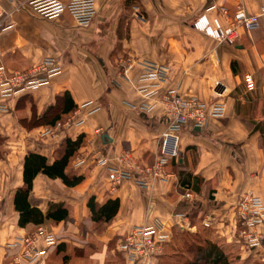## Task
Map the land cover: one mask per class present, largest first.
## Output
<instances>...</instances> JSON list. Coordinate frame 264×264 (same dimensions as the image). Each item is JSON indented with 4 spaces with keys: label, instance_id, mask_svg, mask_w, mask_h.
<instances>
[{
    "label": "crops",
    "instance_id": "crops-1",
    "mask_svg": "<svg viewBox=\"0 0 264 264\" xmlns=\"http://www.w3.org/2000/svg\"><path fill=\"white\" fill-rule=\"evenodd\" d=\"M28 1L0 0V26L7 28L0 30V66L8 74L24 73L51 57L62 73L36 92L10 98L7 111H0V136H5L0 159V264H26L18 261L23 249L12 244L38 227L55 235L58 244L48 247L39 242L38 248L47 254L35 264H132L120 246L133 228L156 220L165 223L170 236L163 254L152 263L162 264L165 258L175 259L170 250L175 232L181 230L177 224L182 218L177 216L186 218L192 234L210 230L207 239L218 244L230 263L235 257L245 264L257 259L264 263V247L253 251L244 247L237 214L239 198L245 194L264 203V16L257 31H243L234 46H222L193 28L209 0H97V16L86 29L79 28L69 14L54 21L42 19ZM215 3L231 14L242 5L250 14L260 15L264 6V0ZM135 7L146 22L136 18ZM122 57L168 64L170 88L198 95L207 103L227 104L224 118L210 120L202 130H183L179 165L171 161L166 168L171 177L154 181L148 189L133 181L113 189L108 170L96 163L101 155L116 167L128 154L143 166L153 165L168 124L161 111L145 113L131 107L143 101L131 84H114ZM139 73L135 69L133 78ZM247 74L256 83L251 92L244 82ZM66 92L75 110L93 102L100 111L87 117L82 127L42 138L44 127L36 119ZM104 134L108 139H103ZM79 138L82 145L67 173L83 176L84 181L68 187L60 179L39 174L30 195L31 204L44 214L51 203L64 204L68 218L20 227L14 202L24 186L25 158L39 154L53 164L63 156L67 140ZM80 161L84 163L75 168ZM188 193L192 198L186 197ZM93 196L99 205L119 200V212L110 223L92 221L87 205ZM258 231L264 236V225Z\"/></svg>",
    "mask_w": 264,
    "mask_h": 264
},
{
    "label": "built area",
    "instance_id": "built-area-1",
    "mask_svg": "<svg viewBox=\"0 0 264 264\" xmlns=\"http://www.w3.org/2000/svg\"><path fill=\"white\" fill-rule=\"evenodd\" d=\"M210 5L193 22V28L215 40L222 46H234L244 31L252 34L260 28V19L264 16V6L260 15L250 14L242 5L231 14L225 7H219L215 0H209ZM28 7L42 19L54 21L69 14L79 28L86 29L92 25L97 16V0H69L67 4L58 0H29ZM135 16L141 22H146V17L139 7H135ZM212 12H218L210 17ZM2 28L0 30H6ZM117 78L119 81L131 84L142 98L139 106L132 105L135 110L145 113L161 111L168 120L165 132L161 138L160 155L151 166L139 164L131 155L124 154L119 159V165L114 167L110 160L99 155L96 158L97 166L108 170L109 181L113 189L121 186L125 181H133L142 189H148L158 180L167 181L171 175L166 173L168 164L173 160H180L181 145L180 134L184 127L202 130L210 120L222 119L227 114V104L223 101L207 103L198 95L183 94L178 89L170 88L171 67L150 60H136L131 57H122L118 61ZM140 71L136 78L132 72ZM62 73V68L54 58H45L34 69L20 73L8 74L4 66H0V111H7V100L21 93L36 92L47 86L50 81ZM246 89L254 91L256 83L251 74L244 78ZM219 86V83L217 84ZM219 94V93H217ZM100 111L94 107L93 102L80 106L72 116L52 127H44L42 138H56L60 134L74 128L82 127L86 118ZM102 135V131H98ZM104 134L103 136H105ZM107 136V135H106ZM84 162L80 161L75 168ZM187 198H192L188 193ZM2 196L0 195V202ZM238 222L241 228L240 237L244 240V247L253 251L264 247V236L258 231L259 226L264 225V203L260 197L245 194L239 198L237 205ZM177 227L183 231H191L190 224L186 225V218ZM206 227L209 225L205 222ZM166 225L162 220H156L147 226H137L132 229L129 236L120 246V250L126 254L132 264H152L163 254L164 245L169 241ZM43 242L48 247L58 244L55 235L49 233L44 227L27 236L18 238L12 246L23 249L20 263L35 264L42 260L46 251L38 248V243Z\"/></svg>",
    "mask_w": 264,
    "mask_h": 264
},
{
    "label": "trees",
    "instance_id": "trees-1",
    "mask_svg": "<svg viewBox=\"0 0 264 264\" xmlns=\"http://www.w3.org/2000/svg\"><path fill=\"white\" fill-rule=\"evenodd\" d=\"M75 108L76 106L70 93L66 92L57 98L56 106H51L43 116L36 119V124L43 127L55 126L57 123L63 122L72 116L76 111ZM81 145L82 138L76 141L67 140L63 156L58 158L53 164H49L47 158L39 154L32 153L25 158L24 186L17 190L14 202L15 210L20 215V227L25 228L30 224L39 226L47 220L61 223L68 218L69 211L64 204L51 203L48 212L44 214L31 204L30 195L33 191L34 181L39 174H44L50 179H60L68 187L80 185L84 181V177L68 174L67 169L71 159ZM173 161L179 165V160ZM87 206L93 222L110 223L119 212L120 202L119 200H109L105 204L99 205L96 197L93 196L89 199ZM178 231L183 234L186 233L190 237L191 242L194 241V244H189V251L179 252V246L182 247L185 244L181 245L182 242H178L175 237V245L173 250H170L175 259L167 261L168 259L165 258L162 264H231L218 244L212 243L207 239L211 233L210 230H206L203 234H192L183 230ZM193 236L196 237V241L193 240ZM194 245L196 246L194 247ZM191 249H196V252H192Z\"/></svg>",
    "mask_w": 264,
    "mask_h": 264
},
{
    "label": "rangeland",
    "instance_id": "rangeland-1",
    "mask_svg": "<svg viewBox=\"0 0 264 264\" xmlns=\"http://www.w3.org/2000/svg\"><path fill=\"white\" fill-rule=\"evenodd\" d=\"M185 128H187V127H184L183 128V130L185 129ZM191 129H193V128H191ZM183 130H182V132H183ZM181 132V133H182ZM3 141H5V136L3 137V136H0V159L2 158V157H4V153H5V149L1 146L2 145V143H3ZM205 225V224H204ZM208 228V227H207ZM204 231L205 230H203L202 231V233H204ZM174 236L176 237V239H177V241L178 242H182V244L181 245H183V244H185V245H183L182 247L181 246H179V249H178V251L179 252H187V251H189V244H194V241L193 242H191V239H190V237L186 234V233H181V232H179V233H177V232H175V234H174ZM193 240H195L196 241V237H194L193 236ZM191 242V243H190ZM196 245H194V247H195ZM186 247V248H185ZM191 251L192 252H196V249H191ZM237 259H240V257H235V259H234V261L233 262H231V264H245V262H243V261H241V260H237ZM182 262H184V261H182ZM251 264H264L262 261H259V259H257V261H252L251 262Z\"/></svg>",
    "mask_w": 264,
    "mask_h": 264
},
{
    "label": "water",
    "instance_id": "water-1",
    "mask_svg": "<svg viewBox=\"0 0 264 264\" xmlns=\"http://www.w3.org/2000/svg\"><path fill=\"white\" fill-rule=\"evenodd\" d=\"M103 139H108V136L105 135Z\"/></svg>",
    "mask_w": 264,
    "mask_h": 264
}]
</instances>
